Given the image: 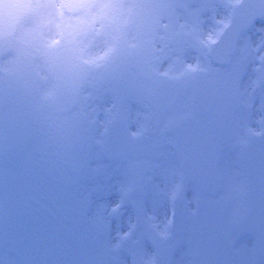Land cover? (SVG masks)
I'll return each mask as SVG.
<instances>
[{"label": "snow or ice", "instance_id": "1", "mask_svg": "<svg viewBox=\"0 0 264 264\" xmlns=\"http://www.w3.org/2000/svg\"><path fill=\"white\" fill-rule=\"evenodd\" d=\"M10 9L17 10L19 14L15 27H9ZM64 9L83 13L87 26L66 29L62 15L61 22L57 20L58 11ZM194 9L201 12L211 10L217 14L222 10L224 13L221 19L211 18L216 27L206 40L201 35L194 41L199 49H206L208 53L212 46L223 40L238 17H243V23L237 37L253 30L264 34V0H78L75 3L0 0V155L4 150L6 124L8 150L10 153L15 151L18 118L23 116L32 125L31 132L50 149L55 162L70 161L87 143L90 131L87 116L61 119L59 112L69 109H60L48 101L67 96L72 98L74 105L80 97L87 98L85 94L98 76L125 87H140L156 96V88L152 86L162 84L164 80H180L198 71L199 63L188 65L179 74L172 71L171 65L162 68L173 59V55L165 53V47L170 48L171 45L162 47L156 42L164 39L159 36V27H169L162 24L165 17L179 19L178 13L191 15ZM180 27L187 28L188 25L181 24ZM196 31L193 26L190 34L195 36ZM57 36L58 39L55 38ZM261 49H264V41L257 45L256 51L261 52ZM257 59L253 71L264 73V52ZM153 60L159 66L153 67ZM262 80L264 75L253 82V91ZM37 95L40 102L35 99ZM260 108L264 112V97ZM258 123L261 125L259 132L253 129H248V132L264 136V115ZM135 190L134 183L122 189L121 199L111 211L120 212L125 207V200ZM178 191V186L171 191L173 201ZM133 210L136 220L129 217L127 230L116 231L114 250H120L125 244L139 245L141 237L147 238L146 233L137 235L141 211L135 206ZM172 216L175 217L174 211ZM157 235L159 241L152 243L158 246L168 238L167 226ZM0 264L4 261L0 260ZM142 264H157L155 255L145 253Z\"/></svg>", "mask_w": 264, "mask_h": 264}, {"label": "flooded vegetation", "instance_id": "2", "mask_svg": "<svg viewBox=\"0 0 264 264\" xmlns=\"http://www.w3.org/2000/svg\"><path fill=\"white\" fill-rule=\"evenodd\" d=\"M62 2L75 3L78 0ZM63 11L70 13L72 9ZM198 16H191L190 23H183L177 18H173V22L172 18L165 17L162 24H168L169 27H159V36L164 39H157L156 42L162 47L171 45L170 48L165 47V53L173 55V59L162 68L171 65L172 71L179 74L188 65L199 63V70L180 80H164L162 84L152 86L157 92L169 93L170 105L163 110H160L158 104L148 109L146 99L141 97L140 102L135 104L140 111L136 113V120L131 119L128 124V132L136 145L135 150L139 149L137 154L147 152L148 147L144 143L149 146L152 143H161L146 154L156 159L151 161L157 170L164 173L166 183L162 186L167 191L183 185L184 194L175 203L173 228L168 231L167 240L160 242L169 244V241H174L179 236L177 244H169L173 246L174 253L167 264H264L255 240L249 236H239L236 232V223L246 206L243 192L245 180L242 162L238 159V146L241 139L249 133L247 129H255L257 132L261 130L258 120L264 115L260 108L261 99L264 97V80L253 91V82L264 75L253 71L258 63V56L264 52V49L261 52L256 51L257 45L264 41V34L258 33L260 41L255 42L252 47L248 41L244 42L239 38L234 52L228 55L227 63L216 65L207 56V50L199 49L194 43L201 35L206 40L216 25L213 21L210 29H203L198 22ZM215 16L221 19L224 13L221 10ZM181 24H187L188 27L181 28ZM86 26L87 24L81 25V28ZM193 26L197 30L195 36L190 34ZM152 66H159L158 62L153 61ZM137 92L142 96L139 89ZM95 93L98 94L99 91ZM163 100L160 96V103ZM84 103L85 98L82 96L78 105ZM249 104L252 105L251 108L248 107ZM229 115L231 120L228 119ZM5 116L7 118V108ZM18 119L15 143L29 125L23 116ZM189 131L203 133L205 140L201 139L200 142L208 141L214 133H219L220 152L216 172L220 178V188L215 196L203 193L192 175L180 183L176 142ZM16 149L17 147L15 151ZM15 151L10 153L8 150L6 124L1 162L17 159L18 153ZM149 163L146 160L147 166ZM166 214L167 202L160 209L161 217ZM155 258L157 264H162L159 263L157 255Z\"/></svg>", "mask_w": 264, "mask_h": 264}, {"label": "rangeland", "instance_id": "3", "mask_svg": "<svg viewBox=\"0 0 264 264\" xmlns=\"http://www.w3.org/2000/svg\"><path fill=\"white\" fill-rule=\"evenodd\" d=\"M254 33L257 38L258 33ZM94 85L88 90L96 89ZM103 89L104 102L100 108L95 110V103L91 107L92 102L86 99L76 114L67 117L73 119L86 114L90 129L88 140L70 161L55 162L53 159L52 179H46L47 193L27 190L21 178L11 177L6 181L7 175L1 177L0 223L6 221L3 213L8 210L14 213L12 217L7 216L10 221L14 220V225L0 228V259L4 263L142 264L145 253L149 255L143 237L139 245L125 244L120 250H114L113 245L116 231L127 230L129 217L136 220L134 206L141 211L138 236L145 232L152 239L162 228L163 218L159 217V211L166 194L158 186L162 172L158 174L151 161L156 159L144 154L115 161L101 157L99 146L105 123L119 112L127 113L117 96L111 98L109 87ZM127 91L130 94V88ZM31 140L26 135L17 145L22 155L29 159L33 157L35 146ZM50 158L55 157L48 154L47 160ZM142 159L150 163L139 173L130 168L135 161ZM47 168L50 169L49 164ZM20 169L15 168L12 174ZM133 183L136 190L125 200V207L113 213L111 208L120 201L122 189ZM29 192L43 201L44 208L24 207L29 203ZM142 224L144 227L141 228ZM178 237L169 244H177Z\"/></svg>", "mask_w": 264, "mask_h": 264}, {"label": "water", "instance_id": "4", "mask_svg": "<svg viewBox=\"0 0 264 264\" xmlns=\"http://www.w3.org/2000/svg\"><path fill=\"white\" fill-rule=\"evenodd\" d=\"M12 11V13H17V10L15 9H10L9 12ZM9 14V13H8ZM19 18V17H18ZM15 21H12V24L17 21V19ZM72 99V98H71ZM70 99H68L67 101H69ZM62 111H60L61 113ZM119 147V143L118 142H113V141H110L109 143V148L107 151L109 154H105L106 156H110V157H113L111 154H114L117 150V148ZM115 151V152H114ZM240 228L241 229H244L246 231H251V233H253L254 235H256L260 240H261V245L263 244L264 242V224L263 223H250V222H244V223H241L239 224Z\"/></svg>", "mask_w": 264, "mask_h": 264}]
</instances>
